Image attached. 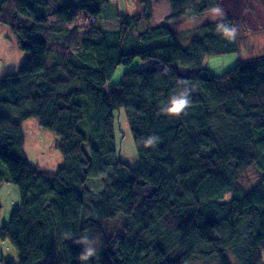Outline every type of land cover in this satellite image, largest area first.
<instances>
[{
	"label": "trees",
	"instance_id": "1",
	"mask_svg": "<svg viewBox=\"0 0 264 264\" xmlns=\"http://www.w3.org/2000/svg\"><path fill=\"white\" fill-rule=\"evenodd\" d=\"M57 1L49 11L44 0H0V23L25 53L16 73L0 77V185L21 197L1 237L19 264H264V56L223 75L202 67L242 50L245 23L223 18L187 40L170 23L151 28L153 0H140L142 16L116 11L118 28L103 31L108 0ZM170 2L166 22L221 0ZM135 60L146 66L106 89ZM184 92V111H164ZM121 114L137 166L121 160ZM28 119L58 137L55 171L25 157ZM251 169L260 179L247 189ZM92 178L101 185L90 189ZM86 234L98 235L101 249L81 261L76 241Z\"/></svg>",
	"mask_w": 264,
	"mask_h": 264
},
{
	"label": "rangeland",
	"instance_id": "2",
	"mask_svg": "<svg viewBox=\"0 0 264 264\" xmlns=\"http://www.w3.org/2000/svg\"><path fill=\"white\" fill-rule=\"evenodd\" d=\"M50 10H53L59 6L57 0H44ZM81 1V0H76ZM109 3H100V27L103 31L114 30L118 24L116 19V11L121 14L130 15L133 18L137 16H142L143 14H137V8L134 9V2L136 0H108ZM155 1L156 9L163 10L153 14L154 18L151 19L150 27H158L160 25L171 24L173 29L182 35L184 39L191 40L195 35H197V30L205 24H210L212 22L222 21L223 18H228L241 25L245 23L246 29L249 32L244 38L242 43V50L233 55H213V57H207L203 60L202 67L208 68L210 71L217 75H223L226 71L233 68L235 64L240 61L256 59L258 56L264 55V0H221L220 6L217 9L211 10L201 14V16L187 19L181 16L176 19H172L166 22V18L172 13L167 8L171 6L170 0H153ZM152 1V2H153ZM101 2V0L99 1ZM138 2V0H137ZM260 3V4H258ZM145 9V5L141 3ZM152 5V3H151ZM145 13V12H144ZM145 27L139 29V31L144 30ZM137 33V38L139 37ZM243 36V35H242ZM184 40V41H187ZM189 42V41H187ZM25 60V53L18 46V37L11 30L10 27L0 23V77L1 75L16 73L19 67ZM140 60H135L133 63L128 65H120L118 69L113 74V78L108 82L106 89L112 87V85L118 84L124 77V74L129 70H139L145 67ZM180 72H184V67L180 69ZM118 128L122 131L120 134L116 132L117 141L126 134L124 140L120 143L119 149L121 150V160L126 161L132 167L139 164L137 149H135L134 140L132 139V134L130 128L128 131L127 121L121 114L119 117ZM23 133L25 134V147L24 154L28 162L32 165H38L44 170L55 171L61 162V153H59L56 148V143H58V137H56L52 132L42 129L39 122L36 119H28L23 124ZM117 131V130H116ZM260 177L254 169L246 175L244 180V185L247 189H251L252 186L257 185ZM101 183L95 178H92L88 183L90 189H95L99 187ZM21 201L20 192L17 186L11 183H6L4 189L0 191V205H1V215H0V233L3 232L2 228L7 227L11 221V216L14 210L17 209V205ZM87 237L89 241H93V247L96 248V254L101 249V239L98 235H83ZM4 250H6L5 257L6 261L13 262L14 264H19L18 254L14 246L10 241H8V246L5 243L2 244ZM82 245V244H81ZM84 247V245H82ZM264 261V252H263ZM196 260L194 261V264ZM205 264V263H203Z\"/></svg>",
	"mask_w": 264,
	"mask_h": 264
},
{
	"label": "clouds",
	"instance_id": "3",
	"mask_svg": "<svg viewBox=\"0 0 264 264\" xmlns=\"http://www.w3.org/2000/svg\"><path fill=\"white\" fill-rule=\"evenodd\" d=\"M218 30L222 32V34L227 37L231 38L235 35V29L229 28L226 25H220ZM190 104V98L187 92L181 93L179 96H173L170 99L169 106L164 109L169 114L178 115L182 111H184ZM153 144V140L149 139L147 145L150 146ZM77 244L84 245V250L80 254L79 259L81 261H87L90 257H93L96 254V248L93 247V241H89L87 237H81V239L76 241Z\"/></svg>",
	"mask_w": 264,
	"mask_h": 264
},
{
	"label": "crops",
	"instance_id": "4",
	"mask_svg": "<svg viewBox=\"0 0 264 264\" xmlns=\"http://www.w3.org/2000/svg\"><path fill=\"white\" fill-rule=\"evenodd\" d=\"M141 4V2H140V0H138V2H137V0L134 2V6H133V8L134 9H136L137 7V14H144V12H145V9H144V7L142 6V5H140ZM155 1H153L152 2V5H151V8H152V10H153V14H154V16H155V14L156 13H158L159 11L160 12H162L163 10H157L156 9V6H155ZM258 4H260V3H258ZM169 11H173L171 8H170V6H168V8H167ZM154 16H153V18H154ZM153 20V19H152ZM152 25V24H151ZM117 26H119L118 24H117ZM153 26V25H152ZM155 27V26H154ZM116 28H118V27H116ZM116 28L114 29V30H116ZM114 30H112V31H114ZM108 31H111V30H108ZM4 185H6V184H4ZM4 185H0V191L2 190V189H4ZM20 203H21V201L19 202V204L17 205V207L20 205ZM2 212V211H1ZM0 215H1V213H0ZM2 233H0V264H2L3 263V261H6V257H5V254H6V250L5 251H3L4 250V246L2 245L3 243H5V245H7L8 246V241H4L3 239H2ZM4 247V248H3Z\"/></svg>",
	"mask_w": 264,
	"mask_h": 264
},
{
	"label": "water",
	"instance_id": "5",
	"mask_svg": "<svg viewBox=\"0 0 264 264\" xmlns=\"http://www.w3.org/2000/svg\"><path fill=\"white\" fill-rule=\"evenodd\" d=\"M262 56H264V55H262Z\"/></svg>",
	"mask_w": 264,
	"mask_h": 264
}]
</instances>
